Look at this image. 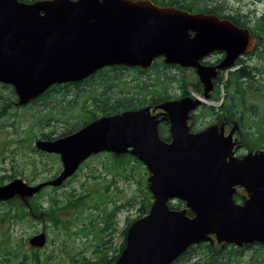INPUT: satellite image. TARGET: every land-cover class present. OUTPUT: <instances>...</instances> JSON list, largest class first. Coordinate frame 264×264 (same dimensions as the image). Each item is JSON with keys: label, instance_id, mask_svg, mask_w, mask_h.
Listing matches in <instances>:
<instances>
[{"label": "water", "instance_id": "95a60500", "mask_svg": "<svg viewBox=\"0 0 264 264\" xmlns=\"http://www.w3.org/2000/svg\"><path fill=\"white\" fill-rule=\"evenodd\" d=\"M253 41L247 28L227 19L150 0H0V84L25 106L52 86L82 82L103 68L144 70L162 58L194 69L208 100L219 71L230 69ZM214 52L225 53L220 63H200ZM201 104L189 96L168 100L155 107L159 114L150 107L123 111L38 140V151L59 157L60 174L34 187L16 178L0 186V201L60 187L91 156L128 153L149 173L152 202L128 226L114 264H171L192 245L214 243L211 236L217 244L264 246V152L237 160L232 132L224 136L222 128L210 126L190 133L188 114ZM161 120L169 124V141L159 137ZM238 185L251 194L243 206L232 201ZM177 201L183 207L170 208ZM28 243L43 248L45 233Z\"/></svg>", "mask_w": 264, "mask_h": 264}, {"label": "trees", "instance_id": "16d2710c", "mask_svg": "<svg viewBox=\"0 0 264 264\" xmlns=\"http://www.w3.org/2000/svg\"><path fill=\"white\" fill-rule=\"evenodd\" d=\"M20 1L34 2L39 0ZM150 1L159 6H172L186 10L190 13H204L214 15L220 19H228L238 27L248 28L252 32H255L257 36H264V18L261 17L253 19L246 16L230 5L232 0ZM155 66L156 64L146 70H142L140 68H123V66L113 68L106 67L97 71L91 77L83 80L82 82L52 86L39 98L25 106L17 105L16 95L10 86L0 84V121L5 117L15 119L30 118L34 120V123L27 127V132L25 131V135L27 136L23 139L14 138L13 134L7 132L8 135L10 134L9 136L13 137H9L8 144H16L19 145L18 147L26 145L24 148H29L31 152L36 153L37 150L35 149V146H33L34 140H51L53 138L52 136H65L77 131L99 117L119 114L123 111L138 110L144 107H153L173 99L174 97H171L168 94L169 88L164 86L162 81H159L160 77L156 78L154 77V74H152L154 73L153 70ZM161 66L164 68L167 67L166 65ZM126 73L132 75L135 74L136 76L132 81H128L124 78ZM96 77H99L100 79L95 80ZM151 81H154L155 84L150 83ZM176 82L180 84L178 90L180 91L181 96H189L190 93H186L184 90L185 84L183 80H176ZM85 85L92 87V89L89 90V88L84 87ZM224 86L225 89L231 88V75ZM194 90H197L196 86L194 87ZM197 92L202 94L199 90H197ZM219 99L220 94L218 93L215 97V102H218ZM42 101H45V103H42ZM34 106H36V109H33ZM62 107L67 108L66 115L61 114V109H63ZM209 108L214 110L213 107ZM19 111L22 112V116L17 113ZM17 122L18 121L16 120H12L11 126L13 127ZM22 122L24 123L25 121ZM60 123L65 126L64 131L61 133H57L55 130H50V132L44 133L41 130L44 126L54 129V127ZM197 124L203 126L202 121ZM34 128L35 132H33ZM36 128L39 130L37 131ZM194 129L200 130V128L196 125L194 126ZM158 131L161 139L166 141L169 140L167 122L165 123L164 121H161ZM104 154H106L105 156L107 158L108 156L110 157L109 164L111 168L109 169L110 171H115L114 175L120 174L116 171L118 167H123V165H129L132 170L136 167L143 166L141 162L130 154ZM100 156L101 155H98V157ZM47 157L59 159L54 155H47ZM107 158L105 160H108ZM109 169L106 170L109 171ZM48 171L49 169H47V172ZM147 174L148 173L146 172V175ZM76 177L77 173L71 177L70 181L74 180ZM139 180L144 179L142 177V179ZM139 180H136L138 185L141 184ZM70 181L68 180L67 182ZM66 185L67 184L64 183L60 188H63ZM107 189L108 188L105 189V193H102L100 190L93 191L92 194H95V197H93L91 193L85 195L77 194L75 190L72 189L71 191L64 193L62 200H59L56 196H52L49 198L45 206L42 201L32 202L26 206H17L12 205L11 203L4 204L0 202V221H4L9 224L26 220L40 221L39 218L45 213L51 225L57 230L63 232L66 237L60 244L61 258H63L62 255H64L70 264H114L124 247L127 227L132 222L127 219V226L121 234V243L116 249L112 248L111 244L116 229L115 217L124 205L116 206L114 201H112L113 207L110 211L107 212L104 208L101 209L102 216L98 219V221L102 223V226L95 230V233L100 237V241L95 251L98 254L94 261L93 259H89L84 256L78 259L76 254H72V251L68 249L66 241L68 237L72 235L70 234L71 222L69 219L63 217V214L67 211L81 213L87 208L99 210V204L103 201L105 202L107 198ZM54 191H56V189H54ZM139 191L140 207L138 208V216L136 219L147 214L152 202V196L148 191L147 186L143 185V188H140ZM133 201H135V199L127 201L126 206L133 205ZM2 204L3 206L1 207ZM182 207L183 203L179 201L170 204V208L172 209H180ZM97 218L98 217H96V219ZM96 223L97 220H92L90 222V226L94 227ZM45 226L46 225L44 223L43 230H45ZM9 238V235L0 233V256L4 259L1 260L0 263L25 264L27 255L10 248ZM103 238L106 239L104 240ZM38 257V253L34 252L30 257V260L34 264H41ZM50 257L51 255L44 257L42 264H47ZM171 264H264V247L259 246L258 248H254L251 253H242V251H239L232 246L228 249H222L212 247L209 243H204L198 245L197 247L190 246Z\"/></svg>", "mask_w": 264, "mask_h": 264}, {"label": "rangeland", "instance_id": "374dc122", "mask_svg": "<svg viewBox=\"0 0 264 264\" xmlns=\"http://www.w3.org/2000/svg\"><path fill=\"white\" fill-rule=\"evenodd\" d=\"M230 5L250 18H264V1L232 0ZM135 76V74L132 75L126 73L124 78L128 81H132ZM154 77H160L159 81H162L164 86L169 88L168 94L171 97L180 95V91L178 90L180 84H178L176 80H183L185 84L184 90L190 93V95L200 97L199 94L194 91L192 86V84L196 81L195 74H193L192 71H185L180 74H154ZM97 79L100 78L96 77L95 80ZM150 83L155 84L154 81H151ZM84 87L89 88V90L92 89V87H88V85H85ZM252 102L256 105L259 104V106L263 103V101ZM42 103H45V101H42ZM33 109H36V106H34ZM66 109L67 108L65 107L61 109L62 115L67 114ZM17 113L22 116L21 111ZM12 120L18 121L13 127L11 126ZM22 121L25 122L23 123ZM33 123L34 120L30 118L15 119L5 117L0 121V186L8 184L16 178L22 179L25 182L33 179L44 180L45 178H49L50 176L60 172L61 163L58 159L54 157L48 158L47 155L41 156L40 154H35L31 152L29 148H24L26 145L18 147L19 145L16 144H8L9 137L13 138L9 136L10 134H13L14 138L23 139L27 136L25 135L27 127L31 126ZM64 127V124L60 123L55 126L54 129L44 126L41 130L44 133H48L50 130H55L57 133H61L64 131ZM197 127L203 129V126L200 124H197ZM36 130L38 131L39 129L36 128ZM7 132L10 134L8 135ZM33 132H35V128L33 129ZM105 155L106 154H102L100 157L97 156L90 159L86 165L81 167V170L78 172V175L74 180L70 181V183H68L65 187L54 192L47 190L40 199L45 206L49 198L52 196H56L59 200H62L64 193L71 191L72 189L75 190L77 194L85 195L88 193L92 194V192L96 190H100L102 193H105V189L108 188L106 192L107 198L105 202L103 201L104 203L102 202L103 204H99V210L87 208L81 213L67 211L63 214V217L69 219L71 222L70 234L72 235L68 237L66 245L68 249L72 251V254H76L78 259L84 256L86 258L93 259V261L95 260V257L98 254L95 251L100 241V237L95 233V230L102 226V223L98 221V219L102 216V208H104L107 212L111 210L113 207L112 201H114L116 206L124 205L121 211L116 214V229L111 244V247L114 249L119 246L121 243V233L127 226V219L131 222L138 216V208L140 207L139 189H142L143 185L148 187L147 178L149 174L146 175L147 171L143 166L136 167L132 170L129 165H123V167H118L116 171L120 174L114 175L115 171H110L109 169L111 168L109 164L110 157L108 156L107 158ZM106 158L108 160H105ZM105 168L109 169V171ZM47 169H49L48 172ZM142 177L144 180H139L142 179ZM136 180H139L141 184L138 185ZM92 195L95 197V194ZM14 199L19 198L15 197ZM133 199H135V201H133V205L126 206V202ZM11 204L17 206L23 204L26 205L23 200L22 202L19 200H13ZM44 217L46 219L44 232L47 239L45 246L41 249H35L28 243L34 235L41 232L43 229V224L39 221L26 220L11 224L0 223V233L9 235L10 248L27 255L25 264H34L30 260V256L34 252L38 253L41 264L44 257L48 255H51V257L48 259L47 264H70L64 255H62L63 258L60 257V244L66 237L63 232L57 230L51 225L45 213ZM96 217L98 218L96 219ZM92 220H97L94 227L90 226V222ZM103 239L105 240L106 238Z\"/></svg>", "mask_w": 264, "mask_h": 264}, {"label": "flooded vegetation", "instance_id": "af4514ba", "mask_svg": "<svg viewBox=\"0 0 264 264\" xmlns=\"http://www.w3.org/2000/svg\"><path fill=\"white\" fill-rule=\"evenodd\" d=\"M239 28H243V27H239ZM248 31L250 35L254 38L252 46L246 51V53L240 55L234 60L231 69L225 71L224 70L219 71V73L216 76V79H214L213 81V89L209 93L208 103L204 105H200L199 108L190 112L187 120V125L190 133H195L201 130H205L206 128L212 125L217 126L218 128H222L224 130V136H227L230 132H232V140L234 142L233 157L237 160H241L242 158H244L246 155L249 154L264 152V36L262 35L257 36L255 32H252L249 29ZM224 57H225L224 52H214L208 55L207 57H205L203 60H201L200 63L202 65H210V66L217 65L218 63H220V61H222ZM154 64H156V66L153 70L154 73L152 74H169V73L180 74L185 71L186 72L192 71V73L195 74L196 77V81L195 83L192 84V86L193 88L196 86L197 90L202 92V85L199 82L194 69L181 68L177 65L164 64L162 58H157L153 62L152 66ZM161 65H166L167 67L164 68ZM134 69H138V68H134ZM230 75H231V88L225 89L224 85L228 81ZM197 90L194 91L198 93L199 96H201L202 94L197 92ZM218 93L220 94V99L218 102H215V97L217 96ZM176 97H174L171 100L179 99L183 96H181L180 94L178 95L177 98ZM252 101L255 102L263 101V103L262 105L259 106V104L256 105ZM156 106L150 107V111L154 110L153 114L161 113L162 111L160 109H155ZM209 107H213L214 110H211ZM158 118H161V116H159ZM201 121L203 122V129L195 130L194 126L195 125L197 126V123ZM164 122L166 123L167 121ZM168 125L169 124L167 122V132H168ZM159 126L160 123L158 124V128ZM52 137L53 138L51 140H54L63 136H59V137L52 136ZM37 140H34L33 146H35V142ZM35 154H40L41 156L48 155L40 151H37ZM102 154L104 153H99L98 155H102ZM98 155H94L88 158L77 170L76 172L77 175L83 165H86L90 159ZM60 172L50 176L49 178H45L44 180L33 179V180H27L26 182L24 180L23 181L28 186L34 187L41 183H45L49 180L54 179L60 174ZM68 180L70 181L71 177L67 179L64 183L66 184L70 183L67 182ZM60 187L46 186L42 188L38 193H36L33 197H28V198L18 197L19 199H14L15 198L14 197L10 200L0 201V202L7 204V203H12L13 200H19L21 202L23 200L25 201L26 205H29L32 202L40 201L43 194L47 190L54 192V189L58 190ZM250 195L251 194L247 191L246 188L238 185L234 188V192L232 194V201L237 206H243L250 199ZM2 206L3 204L1 205V207ZM186 214L189 217L193 216V214L189 210H187ZM39 219H40L39 222L44 225L46 220L44 214H42ZM0 223H6V222L0 221ZM44 231L45 230L42 229L41 232L37 233L36 235ZM211 238L215 240L214 236H211ZM204 243H209L211 244L212 247H218L222 249H228L230 248V246H232L233 248L242 251V253H251L254 248H258L259 246H262L258 243L243 244L240 247L235 246L233 244L231 245L217 244L215 241L214 243H210V242H204ZM204 243H199L192 246L197 247L198 245ZM0 258L1 260H4L1 256Z\"/></svg>", "mask_w": 264, "mask_h": 264}, {"label": "bare ground", "instance_id": "6f19581e", "mask_svg": "<svg viewBox=\"0 0 264 264\" xmlns=\"http://www.w3.org/2000/svg\"><path fill=\"white\" fill-rule=\"evenodd\" d=\"M3 85V84H2ZM7 86V85H6Z\"/></svg>", "mask_w": 264, "mask_h": 264}]
</instances>
